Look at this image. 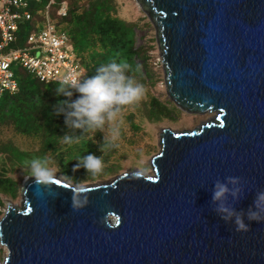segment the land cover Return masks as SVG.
I'll return each instance as SVG.
<instances>
[{
  "label": "water",
  "instance_id": "water-1",
  "mask_svg": "<svg viewBox=\"0 0 264 264\" xmlns=\"http://www.w3.org/2000/svg\"><path fill=\"white\" fill-rule=\"evenodd\" d=\"M136 1L156 28L170 100L215 117L163 129L152 175L87 187L57 178L51 192L26 178L21 206L0 221V264H264V222L237 232L211 204L228 176L245 182L238 211L264 190V0ZM76 188L88 196L80 211Z\"/></svg>",
  "mask_w": 264,
  "mask_h": 264
},
{
  "label": "trees",
  "instance_id": "trees-1",
  "mask_svg": "<svg viewBox=\"0 0 264 264\" xmlns=\"http://www.w3.org/2000/svg\"><path fill=\"white\" fill-rule=\"evenodd\" d=\"M49 1L30 2L31 10L36 17L45 9ZM63 1L68 4V16L63 19L57 18L55 12L53 17L69 34L73 52L86 71L85 78L95 75L100 66L114 59L126 60L133 67L136 66L133 53V28L112 16L113 0H99L78 10L71 8L67 0H57L58 4ZM57 9L58 6H55V10ZM30 29L28 23L21 27L18 34L19 45L23 44ZM12 70L19 90L15 94L7 93L0 98V123L12 125L17 133L40 144V148L34 152L21 151L12 144L0 145V153L6 154L13 164L26 167L25 162L34 157L50 156L56 158L61 172L66 177H71L76 174L71 165H76L81 157L89 153L101 156L102 153L112 151L110 148L101 152L99 149L103 141L96 143L91 133L86 134V138L78 145L72 147L61 145L59 137L66 133L76 135L79 133L68 129L64 116L57 115L54 111L58 102L67 99L57 96L56 89L59 84L42 83L19 66L14 65ZM77 96L78 94L74 93L72 99H76ZM165 111L164 106L153 105L149 119L157 122L160 116H165ZM18 194L19 186L16 181L4 176L0 177V207L1 196L14 199Z\"/></svg>",
  "mask_w": 264,
  "mask_h": 264
},
{
  "label": "rangeland",
  "instance_id": "rangeland-1",
  "mask_svg": "<svg viewBox=\"0 0 264 264\" xmlns=\"http://www.w3.org/2000/svg\"><path fill=\"white\" fill-rule=\"evenodd\" d=\"M67 1L72 6L71 8L78 10L99 0ZM113 5L112 16L133 28L134 61L136 65L140 66V72L136 73V79L144 85L145 95L138 103L123 109L122 119L117 121L120 127V138L116 141V146L111 148L112 151L101 154L104 160L102 173L92 176L80 168L75 170L74 176L66 177L61 172L56 158L49 156L54 161L57 178L76 187L109 183L125 173L134 171L152 175L150 160L161 149L160 140L163 129H171L179 133L193 131L216 115L214 112L189 114L179 109L170 100L167 94L165 69L161 60L162 52L155 26L136 0H113ZM153 105L166 108L165 116H160V120L157 122H152L149 119ZM102 135L99 132L91 133L98 144L103 141ZM2 144H12L21 151L34 152L40 148L39 142L20 135L12 125L0 123V145ZM71 166L74 169L75 165ZM3 176L17 182L19 194L14 199L5 195L1 196L0 221L5 215L7 205L21 206L22 184L26 178L30 177V173L27 167L13 164L6 154L0 153V177ZM7 255L8 251L0 240V260L3 261Z\"/></svg>",
  "mask_w": 264,
  "mask_h": 264
},
{
  "label": "clouds",
  "instance_id": "clouds-1",
  "mask_svg": "<svg viewBox=\"0 0 264 264\" xmlns=\"http://www.w3.org/2000/svg\"><path fill=\"white\" fill-rule=\"evenodd\" d=\"M139 72V65L133 67L126 60L114 59L100 66L95 75L83 79L66 77L61 81L56 94L67 99L58 102L54 111L57 115H63L67 128L79 135L66 133L59 137V143L72 147L80 144L86 134L99 132L103 134L101 152L115 147L121 134L117 121L122 119L123 109L138 103L145 95L144 85L136 79ZM74 93L78 96L73 100ZM25 166L35 186L53 191V186L58 183L53 160L48 156L34 157L26 161ZM80 168L96 176L103 172L104 160L89 153L74 166V170ZM244 184L240 177L228 176L224 182L218 179L211 194L214 212L225 223L233 224L237 232L248 231L251 222H264V190L256 192L252 205L246 211L237 210L235 205L246 195ZM87 203L85 190L74 189L71 198L73 211L82 210Z\"/></svg>",
  "mask_w": 264,
  "mask_h": 264
},
{
  "label": "built area",
  "instance_id": "built-area-1",
  "mask_svg": "<svg viewBox=\"0 0 264 264\" xmlns=\"http://www.w3.org/2000/svg\"><path fill=\"white\" fill-rule=\"evenodd\" d=\"M31 1L0 0V98L19 90L14 65L45 84H60L66 77L83 79L86 75L73 52L69 34L53 17L55 12L57 18L68 16L67 2L50 0L36 17ZM27 23L31 29L19 45L18 34Z\"/></svg>",
  "mask_w": 264,
  "mask_h": 264
},
{
  "label": "bare ground",
  "instance_id": "bare-ground-1",
  "mask_svg": "<svg viewBox=\"0 0 264 264\" xmlns=\"http://www.w3.org/2000/svg\"><path fill=\"white\" fill-rule=\"evenodd\" d=\"M208 113H210V112H208ZM151 165V164H150ZM152 166V165H151ZM4 247V246H3Z\"/></svg>",
  "mask_w": 264,
  "mask_h": 264
}]
</instances>
